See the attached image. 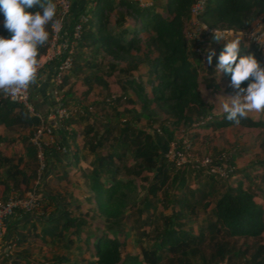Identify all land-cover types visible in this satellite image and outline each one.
Segmentation results:
<instances>
[{
	"label": "trees",
	"instance_id": "16d2710c",
	"mask_svg": "<svg viewBox=\"0 0 264 264\" xmlns=\"http://www.w3.org/2000/svg\"><path fill=\"white\" fill-rule=\"evenodd\" d=\"M75 1L80 5L68 20L71 50L67 55L73 60L72 73L84 68L90 71L84 77L87 91L83 97L89 96L94 85L107 89L108 79L116 73L121 85V95L94 102L101 109L100 116L76 95V83L66 89L64 80L61 87L60 103L68 113V119L61 123L67 135V148L73 150L77 162L81 147L87 148L88 154L82 158L86 162L91 158V169L85 177L98 213L105 218V231L98 235V228L86 232L87 221L72 216L70 207L75 202L67 200L72 198L70 194L45 193L40 186L39 149L32 139L39 129L50 128L52 122L47 116L41 119L24 106L3 100L0 94V128L12 133L28 131L23 137L27 146L25 158H5L0 151V167L4 166L0 202L24 198L29 193L42 199L41 206L31 213L17 211L14 222L6 229L2 244L7 246L0 253V260L7 256L12 264H33L31 247L51 242L58 243L65 252L76 245L77 251L85 249L90 258L71 259L57 254L40 264H264V242L237 251L229 241L258 239L264 232V210L256 201L264 184L260 173L254 176L243 172L242 180L232 186L228 180L209 175L207 166L178 168L166 161L153 135L137 127L150 118L147 112L152 104H157L166 116L160 130L168 143L176 141L180 146L183 137L178 139L177 133L181 131L188 135L194 128L221 129L236 123L248 128L260 125V121L239 112L225 113L220 119L214 117L199 125L202 117L212 115L213 106L199 94L203 59L196 52V41L187 38L195 0H165L162 12L153 7L142 9L126 0H93L94 7L101 5L96 16L90 14L93 9L89 4L93 1ZM113 14L116 19L111 24ZM59 15L54 0H9L0 6V76L7 74L10 62L37 63L46 51L52 23ZM83 15L87 22L75 39L74 29ZM260 17L264 20V0H207L202 21L212 30L248 31ZM241 41L237 48L220 50L219 56L225 78L245 94L264 83V61ZM107 58L112 60L108 64ZM205 85L218 89L212 79H207ZM130 91L136 94L137 101L129 97ZM138 101L142 112L118 111L120 106H136ZM124 112L126 120L103 123L107 116L123 117ZM76 123L86 126L79 132L74 127ZM58 146L57 142L46 145L41 141L46 172H51L50 156L57 153ZM217 155L222 154L217 152L214 157ZM224 161L234 166V155L226 153ZM135 180L145 183L146 193L137 208L133 227L141 252L133 255L125 253L127 235L123 223L130 194L136 191ZM152 199L170 214L156 215ZM25 216L27 220L18 226L17 218ZM199 217H203L202 223L193 233L189 224ZM150 224L154 225L152 230L147 227ZM81 241L84 245H77ZM145 242L150 247H144Z\"/></svg>",
	"mask_w": 264,
	"mask_h": 264
},
{
	"label": "rangeland",
	"instance_id": "374dc122",
	"mask_svg": "<svg viewBox=\"0 0 264 264\" xmlns=\"http://www.w3.org/2000/svg\"><path fill=\"white\" fill-rule=\"evenodd\" d=\"M105 1V0H104ZM103 1V2H104ZM165 4V0H154L151 7L149 8H156V10H158L159 12H162V6L161 5ZM93 5H95V2H91L89 4L90 9H93L91 11L90 14H92L93 16H96L97 11L100 9L101 5H98L97 7H94ZM115 14L112 15L111 17V24L114 23L115 19H116V15ZM203 22V21H202ZM258 24V29L264 34V20L263 17H260L255 25ZM140 25H138L139 27ZM255 27V26H254ZM198 28L196 25H193V23H189V27L187 30V38L189 41H194L196 38L194 35L198 36V39H200L201 41L199 42V45L197 43L196 48L198 47V49L201 50V56L203 59V70L201 71V76H200V92L203 90V86L205 85L204 82V78L207 77L208 80L212 79V83H215L216 80L214 81V79H217L216 77H218V75H216L217 71H218V66L220 67V72L223 70L222 66H220V61H219V53L220 50L222 49H234L237 48L240 44H241V40L240 37H237V35H234V37H226V35L223 37V35L219 34L221 31L226 30V29H217V30H212L214 32H217L216 35L213 37L211 36H203L202 34L198 33L197 29ZM113 31H115V28H112ZM227 30H231V29H227ZM143 36L145 37V34H143ZM246 44V42H244ZM243 43V44H244ZM195 46V45H194ZM112 60H110V58H107V64L110 63ZM264 61V58H263ZM123 64H120L119 67H122ZM72 71V70H71ZM70 71V83H76V87L74 88L76 91V95H78L79 98H81L82 102H84L85 105L89 106V109L92 113H97L98 116H100L101 114V109L99 108V106H96L94 102L96 101H103L106 98H108L110 95H121V88H120V84L117 82V77L118 73H116L115 76L111 77L108 79L109 81V85L108 88L106 89L105 87H101V86H96L94 85L92 90L90 91V94L88 97H83V94L87 91V85L85 84V80L84 77H86L87 75L90 74V71L86 68H84V70L82 72L79 73H72ZM214 71V72H213ZM142 75H144V70L142 71ZM70 83H66L67 87L70 86ZM220 86H225L224 84H220ZM236 87H238L237 85H235ZM220 87V88H222ZM225 89V93H229L232 91H228V89ZM223 89V90H224ZM217 90L214 89H209V98L215 97L217 96L219 93ZM257 90L259 92H257ZM233 92H240V90L236 89ZM255 93H260V95H262L264 93V83H259L257 84L253 90L249 89L247 91V93H242L240 92V94L244 95V96H249V94H255ZM129 97H131L133 100L137 101V96L133 91H130ZM32 102V101H31ZM34 105L32 104V107ZM34 109V107H33ZM132 109H135L137 112H142L141 110V102L138 101L136 106L130 105V104H126L124 106H120L118 108V111H120L121 113H123V111L125 110H130V112L132 111ZM123 117H117V115L113 114L111 115V117L107 116V118L104 119L103 123H107V121L113 122L114 123H118L120 120L124 121L126 120L125 118V112L123 114ZM147 115H149V119L142 121L141 124H138L137 127H140L144 130H146L147 132H149L151 135H153V137L156 139V141L159 143L162 151H166L168 149V141L166 139V137L163 135V133L160 130L162 121L166 118V116L164 115L163 111L160 109L159 106H157V104H152L150 110L147 112ZM260 115H258L259 117ZM263 117V116H260ZM156 119V120H155ZM154 121V122H153ZM93 121H90V124H92ZM100 123V122H99ZM77 124V130L79 132H81L86 125L82 124V123H76ZM101 125V124H100ZM102 127H99V129ZM194 129H198V128H194ZM223 129V128H221ZM235 130V129H233ZM232 129L230 131H225L222 130L219 134H213L210 136H207V143L205 145V148H201L197 145L194 144V142L192 141V139L189 137V135H185L183 134V131L178 132V139L182 138L184 139V141H189L190 143H192V150H193V157L196 160L202 161L203 159H210L212 160L214 163H216V160H221L226 153L229 154H233V146L232 144L229 142V140L233 141V136H235L236 140H235V144L238 145L239 143H241V139H242V134L237 136V134L233 131ZM211 130H209V133ZM2 132V135L5 137V141H0V149L2 148L8 152H6L5 158H9L12 155V149H13V144H11V139L12 137H14V134L12 132H7L6 130H1L0 129V133ZM27 133V132H26ZM201 135V134H200ZM228 137V138H227ZM176 142V141H173ZM203 146V145H202ZM218 148V151H213L211 150L212 147ZM204 147V146H203ZM67 149H65L66 152ZM82 152H80V156L81 159L84 155V151L85 155L87 154V148H82L81 149ZM212 151V152H211ZM64 152V153H65ZM218 152L221 153L222 155L220 156H215V154ZM15 155V154H13ZM219 157V158H218ZM218 158V159H217ZM39 159V158H38ZM91 162V158L89 157L88 162H84V161H80L78 164L77 168H73V169H69V174L65 177L62 178V173L63 170L61 169L60 171H58L57 173L53 174V178L50 181L51 184L49 186V191H52L54 193L57 194H61V195H67L71 194L72 198H67L68 201H74V205L75 206H71L70 210L72 212V216L74 217H79L81 216L82 218H84L88 225L85 228L86 232H94L95 228H98V234L104 232L105 230L103 229L104 224H105V218L103 217V215H100V213H98L97 210V205L93 202V194L91 192V189L88 186V181L85 177V174L88 170L91 169V167L89 166ZM45 164V163H44ZM234 169L238 172L239 170H241L243 167L238 165V161L235 160L234 162ZM41 168V164L39 161V169ZM51 170V169H50ZM3 172H4V166L0 167V176H3ZM48 172H46V170H40L39 174L41 176V180H40V184L42 185L43 180L45 179L46 175ZM52 173V171H51ZM238 176V175H235ZM241 177H238L236 179H240ZM135 184H136V191L132 192L130 194L129 197V201H128V205L126 206V213H125V220H124V230L126 232L127 235V245L125 248V253H130L133 255H136L138 253L141 252V247L140 245H138L137 243V235L135 234V231L133 230L134 227V220L137 216V208L141 207V199L144 196V194L146 193L144 188L146 187L145 183L141 182L140 180H135ZM40 185V186H41ZM230 185L235 186L236 182L234 183L233 180L230 181ZM189 186L191 188H195V185L193 182H189ZM46 188V190H48ZM45 192L46 194L49 192ZM26 196H28V194H26ZM262 206L264 209V200L262 199L259 202H262ZM153 204L155 205V211H156V215H159V213H164L166 215H169L170 212L169 210L163 209L161 204H158L156 199H152ZM146 217V215H145ZM203 217H199L196 219H193L194 221L191 222L189 224V230H191L193 233H197L198 228L201 225V221H202ZM150 226V227H149ZM154 225H147V227H149V230L153 229ZM85 233H83L81 235L82 239H84L85 237ZM230 243H232L233 245L236 246V250H242L244 251V249H246L247 246H252L254 245V243H263L264 242V232L262 234V236L258 239H252V238H237V239H229ZM3 247L5 246V243L2 244ZM77 245H84L81 241V243L77 244ZM144 247H150L149 244H147L145 242V244L143 245ZM2 247V248H3ZM76 247V245H75ZM73 247L71 248L70 251H64L62 249V247L58 244V243H49L47 245H43L40 246V244H35L33 245L32 248V252H33V256H32V261L33 264H40V263H47L50 259H52L55 255L57 254H64V255H68L71 259H77V258H84V259H89L90 258V253L87 252L85 249H83L82 251H77L76 248ZM4 249V248H3ZM2 249V250H3ZM0 264H7V263H0ZM197 264H200L199 262Z\"/></svg>",
	"mask_w": 264,
	"mask_h": 264
},
{
	"label": "built area",
	"instance_id": "2783aa9c",
	"mask_svg": "<svg viewBox=\"0 0 264 264\" xmlns=\"http://www.w3.org/2000/svg\"><path fill=\"white\" fill-rule=\"evenodd\" d=\"M9 0H0V6L5 5ZM56 5L60 9L59 19L52 23V33L46 45L45 53L39 58L36 64L30 65L27 61L14 63L10 62L7 64V74L5 76H0V94L1 98L5 101L20 104L24 106L32 115L39 118H43V115L37 113L32 107V87L36 84L39 79L41 72L49 65H55V70L53 73V90L52 96L56 102V107L47 117L49 121L52 122L50 128L39 129L33 139L32 143L38 147L39 154L38 158L41 164L40 170L45 168L41 141L44 135L50 136V141L46 145H53L55 141L53 140L55 127H60L61 123L68 119L67 111L62 108L61 99L63 86L66 75H68L73 66L72 58L67 55L70 52L69 37L67 33L68 20L72 11V0H54ZM83 2H90L93 0H79ZM137 4L140 8L146 9L152 5L154 0H126ZM207 0H195L192 8L191 23L196 25L198 28V33L203 36H215L217 32L210 30L204 22H202V16L206 12ZM87 22L86 16L80 17V23L75 27V39L79 38L82 24ZM219 34L226 35V37H240V40L246 42L251 46L256 53L264 58V34L258 29V24L248 31H234V30H223ZM195 36L196 45L201 41L198 36ZM195 49L196 52L201 54V50L198 47ZM66 56V57H64ZM214 119L213 115H208L202 117L199 121V125L203 126L207 122H211ZM58 150H62L58 146ZM164 158L167 162L174 164L178 168H185L191 166V168H200L207 166L209 169L207 173L213 175L217 178L232 181L237 176L235 174L234 167L225 160L223 162L214 163L212 160L203 159L202 161L196 160L193 157L192 143L189 141H184L180 146L177 142H171L168 144V149L164 152ZM221 159V160H222ZM40 172V171H39ZM42 199L34 193H29L28 196L20 199H10L9 201L3 203L0 202V251L4 247L2 241L6 234V224L9 220L13 219L17 211H22L24 213H31L32 211L38 209L41 206ZM3 247V248H2ZM7 250V249H6Z\"/></svg>",
	"mask_w": 264,
	"mask_h": 264
},
{
	"label": "crops",
	"instance_id": "0c3cea01",
	"mask_svg": "<svg viewBox=\"0 0 264 264\" xmlns=\"http://www.w3.org/2000/svg\"><path fill=\"white\" fill-rule=\"evenodd\" d=\"M79 3H77V1L75 0H72V11H71L72 14H75V12L79 11V5H80ZM249 47L252 48L251 46ZM218 57L220 61V56L218 55ZM54 70H55V65L47 66L41 72L39 79L36 81V84L32 87V91H31L32 104L34 105L33 106L34 110L37 113H40L43 116H47V117L56 107V104H55L56 102L54 101L53 96H52ZM216 73H217L216 75H218V77H216L218 78V80L214 79V81L216 80L214 84L217 85L219 89L218 90L219 94L217 96L209 98V91H208L209 89L206 86H203V90L200 92L201 86L199 85V94L201 95V97L203 98L205 102L210 103L213 106L212 115L216 119H220L225 113L239 112L245 116L250 117L254 121H260L259 123L260 125L258 127L248 128L241 124L236 123V124H232L223 129L198 128V129L189 130L188 135L192 139L195 145L204 149L207 143V139L209 138V137L207 138L209 134L210 136L213 134L217 135L222 130L230 131L231 129L232 130L235 129L233 131L237 134V136L241 134L243 136L241 139V143H239L238 145L235 144V140H236L235 136H233V141L229 140V142L233 146L232 149L234 151L233 153L234 162L235 160L238 161V165L243 168L238 171V174H237L238 176L236 177V178L238 177H241V178L240 179L235 178L233 182L237 183L238 181H241L243 178V172H248L250 175H254V176L260 173L261 177L264 178V93L262 95H260V93H255L254 95L249 94V96H244L240 94V92H233L236 89H238V87H236L232 81H229L228 79L225 78L223 70L220 72L219 66H218V71ZM69 78H70V74L66 75L65 84L67 83V81L68 83H70ZM206 80H207V77L204 78V82ZM221 83L224 84L225 86L223 87L220 86ZM224 88H226V90L228 89V91H232V93L231 92H229L228 94L225 93ZM258 115L263 116V117H260V116L258 117ZM74 127L75 129H77V124H74ZM0 129L5 130L4 128H0ZM209 130H211L210 131L211 133H209ZM13 134H14V137H12V139H16V140H15V143L13 144V149L11 153L12 155L15 154L13 156L16 157V159L21 158V157L25 158V155H26L25 151H26L27 146L23 142V137L27 136L28 131L21 129L19 132L13 133ZM0 136L1 138L4 139L2 141L6 140L5 137L2 135V132L0 133ZM42 140L47 144L50 141V136L44 135ZM53 140L60 145L59 147L62 148V150H58V147H57V150H56L57 153L51 154L50 156V164L52 165L50 169L52 173L51 172L47 173L41 185L44 188L45 192L49 191L48 188L51 184L50 181L53 178V174L57 173L58 171L62 169L63 170L62 178H63L69 174V169L71 170L73 168H77L80 161L86 162L85 160H83V158L81 159V156H80L81 155L80 152H82L81 149L79 150V153L77 154L78 162L76 161L75 156H73V153H74L73 150H69L67 148V144H68L67 135L65 134L61 126L55 127ZM81 141L82 139L81 137H79L78 143L79 142L81 143ZM81 148H84V147L82 146ZM65 149H67L66 152H65ZM211 150L218 151L219 149L216 148L215 146V147H212ZM0 151L3 154L8 152L5 150V148L4 150L1 148ZM85 152L86 151H84L83 156H85ZM25 161L28 162L26 159ZM16 162H18V160H16ZM23 165L20 167L22 168ZM262 186H263L262 193H260L256 199V201L261 205L263 201L262 202H259V201H261L262 199L264 200V184H262ZM46 188L48 190H46ZM49 193L56 194L52 191H49L47 194ZM1 195H2V188L0 187V196ZM17 219L20 221L18 226L20 224H23L27 220L26 216L18 217ZM13 220L14 218L8 221V223L6 224L7 229H9L10 224L14 222ZM40 230L41 228H38V231H37L38 234L40 233ZM5 246H7V244H5ZM6 252H8V249L6 250ZM0 253H2V251H0ZM3 262L7 264H12L11 260L9 261L7 256H4V258L0 260V263H3Z\"/></svg>",
	"mask_w": 264,
	"mask_h": 264
},
{
	"label": "clouds",
	"instance_id": "9594fccd",
	"mask_svg": "<svg viewBox=\"0 0 264 264\" xmlns=\"http://www.w3.org/2000/svg\"><path fill=\"white\" fill-rule=\"evenodd\" d=\"M229 184H230V181H229ZM7 229V228H6Z\"/></svg>",
	"mask_w": 264,
	"mask_h": 264
}]
</instances>
